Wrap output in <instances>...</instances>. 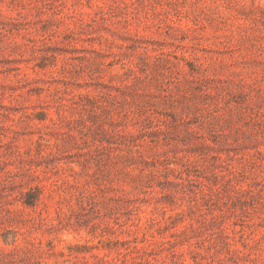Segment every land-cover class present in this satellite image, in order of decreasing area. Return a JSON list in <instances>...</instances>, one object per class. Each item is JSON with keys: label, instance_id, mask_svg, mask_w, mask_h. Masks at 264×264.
I'll use <instances>...</instances> for the list:
<instances>
[{"label": "rangeland", "instance_id": "374dc122", "mask_svg": "<svg viewBox=\"0 0 264 264\" xmlns=\"http://www.w3.org/2000/svg\"><path fill=\"white\" fill-rule=\"evenodd\" d=\"M0 264H264V0H0Z\"/></svg>", "mask_w": 264, "mask_h": 264}]
</instances>
